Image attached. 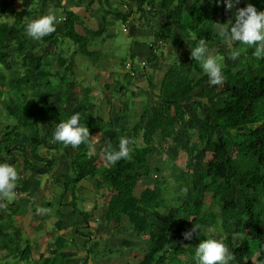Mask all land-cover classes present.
Instances as JSON below:
<instances>
[{
  "label": "trees",
  "instance_id": "1",
  "mask_svg": "<svg viewBox=\"0 0 264 264\" xmlns=\"http://www.w3.org/2000/svg\"><path fill=\"white\" fill-rule=\"evenodd\" d=\"M35 1L43 4L44 8L50 1L55 8H62L60 0H21L22 9L17 10L15 0H0V163L21 165L16 190L26 194L25 198H18L7 208H0V250L5 254L4 264H66L67 255L71 253L61 256L58 254L61 247L52 255H40L38 260H33L30 240L23 239L21 228L13 225V221L32 211L34 219L48 217L61 233L73 229L75 233L79 232L82 222L87 223L91 218L88 213L80 212L76 205L80 198L79 186L91 178L97 179V189L106 186L111 192V197L106 198L104 217L107 223L116 225L114 232L127 220L134 233L148 239L147 251L138 264H165V258L172 264H196L195 254L189 246L198 245L205 239L223 242L235 256L230 264H254L256 254L264 261V58L257 59L252 54L254 49L238 43L229 50L221 48L220 53L225 57V82L213 86L207 74H202L199 62L191 58V53L179 49L185 43L195 48L201 38L206 40V44L216 40L217 44L224 42L215 24L221 10L225 9L222 0L220 4L215 0L122 1L128 11H115L114 18L124 24L133 14L138 20L149 16L154 19L157 15L165 16L168 21L169 26H162L159 32L152 31L155 42L147 58L149 64L157 62V52L164 47L159 45V40L167 41L173 37L172 43L179 49L178 67L166 71L160 81L159 105L151 113L144 109L130 127L113 120L94 119L93 108L87 104L91 103L88 96H82L78 103L72 105L79 82L53 72L45 62L56 54L60 61L66 59L65 53L59 49L64 39L77 45L85 58L95 59L97 54L88 49L90 41L92 37L108 31L110 12L101 8L105 28L92 32L84 27L79 15L65 8L60 14L65 30L42 38L39 45H31L25 35V26ZM245 1V7L250 3L257 11H264V0ZM47 13L48 10L42 15ZM6 15L13 18L12 23L2 21ZM232 48L242 49L236 60L230 59ZM122 66L126 67L125 64ZM193 69L202 74L197 81L190 76ZM38 90L44 92L42 98L36 95ZM122 90L123 87L118 86L116 91ZM49 96L58 98V108L50 109L47 105ZM29 100L37 102L38 108ZM196 102L201 108H211L213 122L204 120L198 125L186 108L187 104L196 106ZM77 112L80 113V124L89 129L91 137L96 131L104 132L107 134L106 144L110 142L114 148H118L122 136L132 139L134 143L129 145L131 160L122 159L113 166H105L102 153L88 158L87 145L72 148L60 143L54 147L71 161L67 162L56 154L43 157L40 148L49 149L46 137L52 139L57 124ZM158 134L164 140L181 134L187 142L186 150L191 161L199 158L195 157L197 154H201L202 161L208 153L212 154L201 170L189 162L188 170L176 177L181 181L182 194L175 200V206L166 199L170 191L166 180L157 181L155 195L148 200L136 194L138 182L152 174L148 157L154 153L153 143ZM195 136L198 142L194 140ZM140 139L143 144H139ZM90 143L94 144L93 138ZM236 146L237 151L233 155ZM38 163H45V166L40 168ZM38 175L51 176L54 183L63 186L55 199H42L36 203L42 184L36 180ZM30 181L33 188L25 190ZM67 193L72 200L65 204L62 200ZM208 199L210 205L206 204ZM68 205L73 210L66 214L63 207ZM38 206L51 210L57 207L58 212L38 215ZM170 208L173 210L164 220L162 210ZM54 214L61 219L55 221ZM78 217H82L81 223ZM158 222H161L159 226ZM194 224L204 228L208 236L202 240L194 234L192 239L185 240L182 234ZM247 229L252 230L250 236L245 234ZM237 235H240V245L235 242ZM97 245L96 242L90 249L84 246L87 255L82 260L83 264H88L89 254L96 250ZM123 246L127 247L128 254L137 251L128 241H124ZM182 256L187 258L186 263Z\"/></svg>",
  "mask_w": 264,
  "mask_h": 264
},
{
  "label": "rangeland",
  "instance_id": "2",
  "mask_svg": "<svg viewBox=\"0 0 264 264\" xmlns=\"http://www.w3.org/2000/svg\"><path fill=\"white\" fill-rule=\"evenodd\" d=\"M245 2V0H240V3L235 5V7L231 11H226L225 9L221 10L219 17H217L218 19L216 23L224 24L227 23V21L230 19L234 21L236 10L239 8H244L246 5ZM42 6L44 5L41 4L39 1L34 2L32 6V11L30 13L31 15L28 17L27 22L43 16L42 13L47 10L49 11V13L47 14H52L53 10H56L62 15L63 9H65L64 7H62L61 9L55 8V5L51 1L46 4L45 8ZM2 21L12 23L13 18H11V16L9 15H6L3 16ZM164 22L168 24V21L165 20V16H155L154 20L149 22L147 33L148 37L151 40H155L151 29L152 31L156 30V32H159V28L162 24H165ZM84 25L86 26V22H84ZM123 27L124 26L122 21L114 19L113 24L110 26L107 32V34L111 35V39L105 38L104 40H102L104 38L103 35L101 38L95 37V40H92L93 43L90 42L91 49L96 50L98 52V55L95 57V59H100L98 67H95L96 62L93 59L85 58L84 56H82L81 53L78 54L77 45H75L71 40L67 39L61 41L59 49L66 52L65 56L67 59L69 58V60H74V69L72 71L66 70L65 67L59 64V59L57 60L56 58L57 55L49 56L47 59H45V62L52 67L53 72L57 71L60 72L62 75H69L71 72H73V76L78 80L79 85H77L76 89L74 90L75 96L72 99V105L78 103L81 100V90L85 87L90 86L94 89V94L96 96H99V98H101V94H103L104 98L109 97L110 99V102L108 103L104 99L103 102L99 103L98 105H96L95 108L91 110L93 118L102 119L105 122H110V120H113L116 123L121 122L125 125V127H130L133 126L135 122H137L136 116L141 114L144 109L147 108L148 112L151 113L153 108L159 105L160 102L158 99L160 94V81L166 71L178 67L179 61L177 51L178 48H175L169 41L167 42V44L164 45L163 49L158 50L157 62L155 64H149V62L147 61V57L150 56L149 47L150 44L154 41H149V39L145 36L146 32L144 30L143 50H145L144 52L146 56H141V61H146L147 65L143 70H140L139 67H141V65L139 66V64L141 63V61L139 63V59L136 58L135 62L132 61V58H129L127 62H125V65L129 61L133 63V66L136 63L137 65L135 64V67L138 70V73H135V77H131V79L128 78L125 74V67H123L122 64L118 65L117 56L120 54H129V51L132 46L129 44L128 41H130V38L134 39L135 36H133L132 34L125 35L123 33ZM216 31L218 32V26H216ZM166 33L169 32L166 31ZM178 34L179 36L181 35V33L179 32ZM30 40L33 41L34 39L31 38ZM34 42L35 45H39V43H41L42 41L40 39L34 40ZM217 43L218 41L216 40L215 43L207 44L208 54L213 56H222V54L220 53L221 48L224 50L230 49V46L227 45L225 42L219 41V43L221 44ZM92 44H95L96 46ZM162 44H164L162 43V40H159V45ZM110 46H113V49ZM191 48L192 45L190 43H185L179 49H181L182 52L191 53ZM132 51H134V49H132ZM129 65L130 64L128 63V66ZM202 74L206 73L203 71ZM202 74L196 69H193L190 72V76L194 81L199 80L202 77ZM123 76H125L126 79H123ZM71 79H73V77H71ZM118 82L123 84L124 86L123 90L119 92L125 94L124 97H121L120 94H117L114 90V87L119 84ZM43 93L38 90L36 95L39 98H42L45 95ZM75 98H77V100ZM124 100L127 101L125 106L126 109L122 110L124 107V105L122 104ZM29 101L31 104H33L35 108H38L37 102L33 103L31 100ZM110 104H112L111 107ZM47 105L50 107V109L58 108V98H53L49 96ZM186 108L190 111V115L193 117V119L198 122V125H201L204 120H208L210 122L214 121V117L212 116V110L209 107L201 108L198 102H196V106L190 107L189 104H187ZM249 110H251V107H249ZM102 133L100 131H96L92 135L95 146V154L97 156H100L104 147L106 146L107 134L104 132ZM46 140L48 141L49 149H46L45 147L40 148V153L43 155V157L49 158L56 154L59 157L66 159L67 162L71 161L68 157L66 158L64 154H62L60 151L56 150V147H54L56 143L50 142L52 139L46 137ZM194 140L198 142L197 136H195ZM138 142L139 144H143L141 139ZM19 143L20 141H18V144ZM63 146L58 145L57 147L63 149ZM186 148L187 142H185L181 134H178L173 139L169 140H164L163 137L159 134L156 135L155 141L153 143L154 153H152V155H149L148 157V162L152 174L149 177L140 180L136 188V194L139 195L141 199L148 200L149 198L154 196L155 189L157 188V181L166 180L168 181L167 188L170 189V191L167 193L166 199L168 200V203L171 206H175V200L179 197V195L181 196L182 194V192L180 191L181 181H179L176 177L182 176L181 172H185L188 170L189 162L192 163L194 168L201 170L204 164L212 158V154L208 153L202 161L201 154H197V156L195 157L199 158L194 161H191ZM234 150L235 151L233 155H235V152L237 151V146L234 148ZM10 161H13V158H10ZM18 165L19 166L14 165V167L16 168L19 175L21 173L22 168L20 164ZM38 166L42 168L45 166V163H38ZM175 179H177V182H175ZM36 180L37 182L40 181L42 183L40 186L41 191L38 192V198L36 200V203L40 202L42 199H55L56 195L60 192V189L63 188L62 185L54 183L53 178L51 176L38 175L36 176ZM96 182V178H91L80 183V189L78 192L80 198L76 203L80 212H86L89 216H91L90 221L93 223L91 229L95 232V238L99 239L101 244V246H99V244L96 246V250L93 253L89 254V257L93 259V264H138L147 251L148 239L146 237L138 236L136 233H134L127 220H124V222H122V225L118 227V233H116V231L113 233L114 227L116 225L106 223V221L104 220L106 198L109 199L111 197V192L108 191L109 189L106 186H103L101 189H97ZM32 188V182L30 181L27 184L25 190H30ZM25 196V193H18V191L16 190L15 200L8 204H12L14 201H17L18 198L23 199L25 198ZM71 200L72 199L70 193H67L62 202L67 204ZM20 203L26 202L20 201ZM206 204H211L209 199L206 201ZM217 209L219 210V206L217 207ZM71 210L73 209L69 205L68 207H63V212L66 214H69ZM172 210V208L162 210L164 220L168 219V215ZM53 211L54 213L55 211L58 212L57 207H54L50 214H53ZM54 219L55 221H57L61 219V216L59 218L57 214H54ZM78 219L81 223L82 217H78ZM55 221H53V223H55ZM207 222L208 220H206V223ZM160 223L161 222H158V226L160 225ZM13 225L21 228L24 240H30L31 246L33 248V260H38L40 255L45 256L51 250H55L56 243H62L61 250L58 251V254H60L61 256L65 257V254H67L66 249L75 251L74 253L67 255L68 260H77L75 254L77 253L78 247H80L79 253H81V255H83L84 253L86 254V250L84 248L85 243L84 245L80 243L79 246H77L78 238H76L77 235L74 232L75 229L70 231L65 230L61 233L60 231L54 228L52 220H50L48 217L42 220H36L33 217L32 211H29L26 215H20V217L15 218V220L13 221ZM88 229L89 228L86 226L85 223H82L79 226L80 232H83ZM53 231H55V233L54 238L52 239ZM251 233V229H247L245 231V234L248 236H250ZM89 235L92 237L93 242L88 247V249L96 243V240H94V235ZM195 235L202 240L204 237L208 236V234L204 232V228H200V230L198 229ZM78 236L82 237V240L80 242L86 240V237H83L81 235ZM223 239L224 237L221 238V240ZM124 241L130 242L133 247L137 248V251L133 252L131 257H129V251H126L127 247L123 246ZM108 242L109 245L106 246ZM235 242L237 245H240V235L236 236ZM198 245L189 246L193 254H195L196 247ZM59 249L60 247L58 248V250ZM4 255V251L0 250V264H4ZM181 258L183 259V262L186 263L187 258H185L184 256H182ZM190 259H192V255H190ZM260 260L261 259H259L258 255H256L253 259L255 264H264V261L260 263ZM164 263L172 264V261L168 258H165ZM19 264L24 263L20 262ZM79 264H83V262L80 261Z\"/></svg>",
  "mask_w": 264,
  "mask_h": 264
},
{
  "label": "clouds",
  "instance_id": "3",
  "mask_svg": "<svg viewBox=\"0 0 264 264\" xmlns=\"http://www.w3.org/2000/svg\"><path fill=\"white\" fill-rule=\"evenodd\" d=\"M215 2L220 4L221 0H215ZM222 2L225 10L231 11L235 5L240 3V0H222ZM56 23L57 18L54 14L41 16L26 24V34L34 40H40L56 31ZM215 24L218 26L219 37L227 45L230 47L236 43L246 45L248 48L254 49L252 54L257 59L264 58V11H257L249 3L246 7L236 10L234 21L230 19L227 23ZM241 51L242 49L232 48L230 59H238ZM191 58L199 62L203 71L207 74L211 85H223L225 82V75L223 73V61L225 57L208 54L205 39L201 38L198 41V45L195 48H191ZM129 64L130 68H128V64L126 68L131 72V76H135L136 72L133 68V63L129 62ZM146 65V61L141 63L143 69ZM91 138L93 137H91L89 129L80 124V113L77 112L66 121L57 124L50 142L60 143L65 147L71 146L72 148H78L80 145L85 144L88 147L87 156L91 158L95 155V146L90 143ZM132 143L134 141L126 136H122L119 139L118 148H114L108 142L102 151L105 166H113L122 159L131 160L132 150L129 145ZM19 179L20 177L14 166L8 163H0V208H7L8 203L15 200L16 188L18 186L17 181ZM51 211L49 208L39 206L36 208L38 215L48 214ZM198 229L200 230V226L194 224L190 230L182 234L184 239H192ZM194 259L196 264H230L235 259V256L223 242L215 239H205L196 247ZM259 262L261 263L263 260L261 259Z\"/></svg>",
  "mask_w": 264,
  "mask_h": 264
},
{
  "label": "crops",
  "instance_id": "4",
  "mask_svg": "<svg viewBox=\"0 0 264 264\" xmlns=\"http://www.w3.org/2000/svg\"><path fill=\"white\" fill-rule=\"evenodd\" d=\"M1 1L3 2L5 0H1ZM122 1H124V0H61L60 1V5H62V7L67 8V9L71 10L72 12L76 13L77 15H79L81 17V21L82 22L83 21L86 22V26L84 25V27L86 29H89L92 32H97V31L103 30L105 28L104 19H103V13L101 11L102 10L101 8H104L105 10H108L110 12V16L107 18V27L109 29L110 26L113 24V20L115 19L114 18L115 11H123V12H127L128 11L123 6L124 3ZM15 9H17V10H21L22 9V2H21V0H15ZM52 14H54L56 16V18H57V23L55 25L56 31L54 33H52V34H56V33L63 32V30H65V29H64V25H63V20L60 19V17H61L60 13H58V12H56V11L53 10V13ZM135 17H137V15L136 14H133L132 18L127 23H125L126 26H128L127 27L128 31L127 32H124V30H123V33L125 35L132 34L133 36H135L134 39H131L130 38V41H128L129 44L132 46V48L130 49L129 54H120V55L117 56L118 57V65L119 64H125V62H127V60L129 58H132V61H135V62H136L135 59L137 58V59H139V63H140V61L142 60V57L141 56L145 55V52H144L145 50H143V47H144V43H143L144 42L143 41L144 40L143 39L144 30L146 32L145 33V36L149 39V41L150 42H153L154 41V40H151L148 37V33H147V28L149 26V22L152 21V20H154L153 17L149 16L148 19H145L144 18L142 20H138V18H135ZM133 18H135V19H133ZM84 22H83V24H84ZM125 24L123 23V26H125ZM164 25H168V24H166V23L165 24H162L160 26V28L162 26H164ZM160 28H159V30H160ZM123 29H124V27H123ZM107 32L108 31H106L105 34L103 33L101 36H94V37H92L90 42L93 43L92 40H95V37H100L101 38L103 35H104V38L102 40H104L105 38L111 39V35L107 34ZM151 32H152V29H151ZM106 34H107V36H105ZM152 34H153V32H152ZM27 37H28V39L30 41V44L31 45H35L34 40L31 41L30 40L31 38L29 36H27ZM172 38L173 37H171L167 41H162V43H164L163 45L167 44V42L170 41V43L174 46V44L172 43ZM153 43L150 44L149 54H150V50H151V47H152V44ZM92 45L96 46L95 44H92ZM110 47L113 49V46H110ZM88 49H89L90 52H95L98 55V52L96 50H92L91 47H89ZM132 49H134V51H132ZM63 52L66 53L65 51H63ZM77 53L78 54L80 53L79 50L77 51ZM58 56L59 55L56 56L57 60L59 59ZM64 56H65V54H64ZM65 58H66V56H65ZM62 60L63 61H60L59 60L58 62L62 66L64 65V67H65L66 70L72 71L74 69V60L73 59H70L69 60V58L68 59L66 58V59H62ZM93 60L96 62L95 63V67H98L99 66V62H100V59L99 60L93 59ZM66 61H67V64L65 65ZM129 62H131V61H129ZM142 62L143 61H141V63ZM141 63L139 64V66L141 65ZM127 64H126V67H127ZM135 64H134L133 68L136 70V73H138V70L136 69ZM71 65H72V69H71ZM139 69L140 70H143V68H141V67H139ZM125 74L130 79H131V77H135V76H131V72L129 70H127V68L125 69ZM64 76L68 77V79H70L71 81H77L78 82V80L73 76V72H71L69 75L64 74ZM119 76H121V75H119ZM71 77H73V79H71ZM122 78L123 79H126L125 76H123ZM118 86L124 87L123 84L119 83L117 86L114 87V90L115 91L117 90ZM80 93H81V96H84V97L85 96H88L89 97V101H91V103H87V104H88V106H91L92 108H95L96 105H98L99 103L103 102L104 99H105V101L107 103L110 102L109 97L104 98L103 97V94H101V98H99V96H96L94 94V89L91 88L90 86L85 87L84 89H82ZM116 93L119 94L117 91H116ZM120 96L121 97H124L125 94L121 93ZM75 99L77 100V98H75ZM126 103H127V101L124 100V102L122 103L124 105V107H123L122 110H125L126 109L125 108ZM111 106H112V104H110V107ZM90 219L88 220L87 223H85V224H87V227L89 229L88 230H85L83 232H80L79 231V232L76 233V235H77L76 238H78V240H77V246H79L80 243L83 244V245L85 243V245H87L89 247L92 244V242H93V239H92V237L89 234H93L94 235V240H96L97 244H99V246H101L99 239L95 238V232L91 229L92 226H93V223L90 221ZM104 220H105V218H104ZM78 221H79V219H78ZM79 223H80V221H79ZM82 223H84V222H82ZM75 228H78V227H75ZM118 232H119V230L116 231V233H118ZM108 233H110V232H108ZM113 233H114V230H113ZM78 235H81L83 237H86V240H84L83 242H80L82 240V237H79ZM108 245H109V242L107 243L106 246H108ZM55 246H56V249L55 250H57L59 247L62 246V243H59V244L56 243ZM79 248L80 247H78L77 253L75 254V257H77V260L76 259H73V260H68L67 259L66 260V264H79V262L82 261L86 257L87 250L85 249L86 250V254L84 253L83 255H81V253H79L80 252V249ZM55 250H51L48 253H50V255H52L53 254V251H55ZM67 252L74 253L75 251L66 249V253ZM94 255H95V253H94ZM131 256H132V254H129V257H131ZM92 261H93V259L89 258L88 264H93Z\"/></svg>",
  "mask_w": 264,
  "mask_h": 264
},
{
  "label": "built area",
  "instance_id": "5",
  "mask_svg": "<svg viewBox=\"0 0 264 264\" xmlns=\"http://www.w3.org/2000/svg\"><path fill=\"white\" fill-rule=\"evenodd\" d=\"M124 32H127L128 31V29H127V27L126 26H124ZM128 68H130V65L128 66ZM133 75H134V73H133Z\"/></svg>",
  "mask_w": 264,
  "mask_h": 264
}]
</instances>
